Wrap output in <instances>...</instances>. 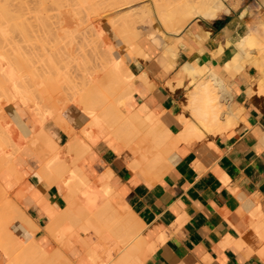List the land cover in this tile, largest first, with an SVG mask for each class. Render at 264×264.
<instances>
[{
	"label": "crops",
	"instance_id": "obj_1",
	"mask_svg": "<svg viewBox=\"0 0 264 264\" xmlns=\"http://www.w3.org/2000/svg\"><path fill=\"white\" fill-rule=\"evenodd\" d=\"M220 1L223 7L215 17H195L175 36L178 54L168 74L155 58L132 63L133 73L137 77L145 75L147 81L133 82L129 111L141 108L155 116L162 114L158 118L163 127L178 135L182 129L179 117L192 118L186 105L192 91V86L186 85L191 78L185 75L183 85L173 92L164 84L175 82L176 71L190 62L191 70L197 65L210 68L221 85V107L230 113L233 126L214 136L208 133L177 143L169 155L171 163L157 179H147L133 169L132 153L115 151L105 138L90 144L89 151L77 162L87 180L78 190V204L85 206L80 193H89L98 210L102 209L98 205L105 207L106 201L111 210H130L133 224L140 228L134 238L141 243L136 254L139 264H264V53L257 56L253 49L250 61L241 56L238 71L224 69L233 58L234 45L244 35L256 31V36H264V0ZM257 41L261 43L257 47L263 48L264 41ZM62 132L51 133L60 149L70 141ZM72 157L69 155L66 161ZM40 168L37 156L24 157L20 169L26 176L8 191L24 194L17 205L37 228L30 239L52 252L56 245L44 233L49 217L43 206L62 212L67 207L68 189L63 181L49 184L41 179ZM2 176L3 182L9 179ZM76 232L90 246L96 244L93 233ZM121 249H117V256ZM63 253L74 262L85 256L78 247L75 254Z\"/></svg>",
	"mask_w": 264,
	"mask_h": 264
},
{
	"label": "bare ground",
	"instance_id": "obj_2",
	"mask_svg": "<svg viewBox=\"0 0 264 264\" xmlns=\"http://www.w3.org/2000/svg\"><path fill=\"white\" fill-rule=\"evenodd\" d=\"M10 1L11 0H0V26L7 28V29L9 28L11 31L15 32V33L13 32V34H15V35L12 34L11 43L13 42V39H14V41L17 43V45L24 47L21 49H23L24 51H27L28 53H30L32 55L31 58H33V56H37L38 54H40L39 55V57L41 56L40 59L39 58L36 59V57H34V59L40 60V62L42 59H44V60L47 59V63H46V60L42 61V62H44V63H41V64H44L43 67L40 63L38 65L39 61H36L37 65L39 67H37V65L35 67V64H36L35 63V64H33L32 68H31V64H29V66L32 70L31 71L30 68H28V67H26L27 69H23L21 67L24 65L22 63H24V61L28 58V56L25 55V56H27V58L24 57L25 60L20 58V60H22V62H19L18 64L19 65L22 64V65L19 67L17 66L18 69H20V70H18V73H20V74L16 73L17 70H16V72L14 71L16 73V75L17 74H18V76L20 75L19 77L18 76L14 77V79H16V78L18 79V80L16 79L19 83V87L17 86L18 84L16 85L17 89L21 88L22 91L25 93V95H27L28 93L31 94V92H32L33 95L31 94V96H32V97L30 96L31 99H34V95L36 93H38L39 96L42 93L43 97L46 96L47 94L49 95V96H46V98H48V100H46V98H43V100H45V101H43L42 98L40 97L41 100L40 99L39 100L42 102V104L39 101H37V102L35 101L37 103V105L39 103L41 105H43V103L47 102V104H45V109L48 106L47 108L52 112L51 114L49 113L50 116L44 114V116L46 118H42L41 114H39V116H41L40 119L38 116L36 117L38 123H40V126L38 127L39 128V130H38L39 135L38 136H40L47 144H49L50 151H51V155H50L51 158L50 157L49 158L51 160L58 159L55 162V164H57L58 167H62V168L64 167L66 169L67 178H69V179L66 180L67 182L64 179H63V181H64V183L70 184L68 187H70L71 189H72L71 186H74L75 187L74 191L76 193L79 192V191L77 192V190H76V189H78L76 187V184H77L76 181L77 180L76 179L73 180L72 178L68 177L69 176L68 173L70 171L69 167L74 168V170L72 169V171L76 170L77 162L89 151L90 144H93L96 141H98V139L102 138L101 137L102 133H106V135L104 136V138H105L104 140H106L108 142V144L115 151H117V152L129 151L128 152L129 154L132 153L133 158H135L134 164L132 166L133 169L141 171L143 173V175L146 176L145 178H147V179L148 178L149 179H155V178L157 179L163 173H165L164 171H166L165 170L166 167L171 163V160H169V155L177 143L182 142V141L188 142L187 140L192 139V138H201L205 134H208V133L213 134V136H214V135L221 133L222 131H225V130H227L233 126L232 124H234V122H232V117H231L230 113L227 111L224 112L222 107H221L222 104H220V98L222 96V95H220L221 85L219 84V82L216 81L215 76L209 70L210 68L205 67L204 65L203 66L197 65L196 67H194L193 70H191L192 64H190V62L185 63L182 65V67H180V69L178 71H176V73L173 77L175 79V82L169 81V82H165V84H164V87L166 85L171 90V92H173V90L175 88L177 89V87L183 85V80L185 78V75L190 76V78H191L190 83H188L186 85V88H188V86H192V91L188 92V97H187L188 101L186 100V103H187L186 105H187V108L190 110V117H192V118L187 119V118H184L182 116L179 117V119L177 121L180 122L182 129H181L180 133H177L178 135H175V136L172 135L171 132L168 129H166L165 127H163L164 125L161 124L158 117H160V115H162V114H159V116H157V115L155 116L154 114L147 112L146 110L141 109V108L136 110V111H132V112L129 111V106L131 105V103H133L132 94H133L134 88H133L132 82L134 81L135 77H137L133 73V69L126 68L125 69L126 76H124V74H123L124 69L120 68V69L114 70V65H112L111 68L103 67V69H102L103 71L101 70L100 67L97 69L96 68L93 69L91 67L92 69L91 68L89 69V71H90L89 73L88 72L83 73V70H82L81 75H80L79 74L80 70H79L78 71L79 73L78 72L75 73L74 77L72 76L73 75L72 72L70 73L72 75H69V73H68V78H67V73H66V76L64 77L65 73L63 74V72H61V71H64L65 69L61 68V66L57 65V63H56L57 66H59L61 69H64V70L60 69V71H59V68H57L55 63L52 62L53 60H51L53 58V54H52L53 52H51L52 51L51 48L54 47L53 46L54 42L52 45L49 44V42H51V39H52V38H49L50 36L51 37L53 36V38H54V36L57 37L58 42L57 41L56 42L58 44L60 43L59 41L61 40V39H59L61 34L55 32L54 26H52V24H51L52 23L51 20H53V17L56 18L54 16V14H52V13L54 11L58 12L59 9L56 7L59 6V3L61 0H13L12 2H10ZM14 1H16V6L13 3ZM153 1H155V0H153ZM157 1H160V0H157ZM63 2H64V0H63ZM138 2H140V1L138 0ZM10 3H13V5H11L12 7L10 6ZM83 3H85V1H83ZM172 3L167 5L168 6L167 8L161 9V11H158V14H155V15H159L158 18H160V20H161V22H159V23H162L163 26L161 24L160 25H161V27L164 28V32H161L162 30L160 31L159 28L157 27L156 18H154L152 12L149 9H147L149 6L148 7L145 6L147 8H145L142 5L139 6L137 4V0H115V1L114 0H107V1L105 0V2L103 1V3H102V4H104V6L101 7L102 10L100 9V7H99V10H101L102 11L101 13H104V14H108L109 12H113V11L114 12L128 11V14L126 16H124V18L122 17L121 19L123 20V19L129 18L130 20H128L129 21L128 24H130V26L134 30H136V32H137V34L134 37L135 45H134V47L131 46V51H132L133 55L135 57H137L139 60H146V59L155 58V61L157 62L158 66L165 73L168 74L174 68L175 64L173 61L176 57V54H178L177 53V46L175 45V36L178 33H180L183 30V28L193 18H195V17H203L204 19L213 18L216 16V14L219 11H221V9L223 7L220 0H175V2L173 1ZM74 5L76 6V4H74ZM74 5H73V7H74ZM154 5H155V7L152 5L153 9L155 8L154 12H157L159 6L157 7V10H156L157 4L154 3ZM12 8L13 9L16 8V10H12ZM71 8H72V6L70 7V9ZM74 8H76V7H74ZM70 12H69V14L65 13L66 17H65V19H63V21L66 22V24L64 23L66 27H67V25L69 26V24H72L70 16L67 17V15H70ZM74 14H75V12H74ZM59 16H58V18L61 19L62 15H61V17H59ZM75 18L77 19V16ZM57 19H56V21H57ZM60 19L58 20V23L62 22V20L60 21ZM160 20L158 19V21H160ZM125 23H127V22H125ZM57 24H55L56 30L58 29ZM62 24L63 23H61V26H63ZM49 25L54 30L52 28H50ZM53 25H54V22H53ZM59 25H58V27H59ZM126 26H127V24H126ZM66 27H64V28H66ZM63 29H61V32ZM58 30L60 31V28ZM64 30H63V33L64 32L66 33L67 31H64ZM66 30H68V27ZM90 30H93V28H90L89 32H90ZM86 32H88V31H86ZM117 32H119V31H117ZM56 33L58 34V36L60 34V36L58 37L56 35ZM68 33H69V30H68ZM94 33H95V31H94ZM259 33H261V32H258V34ZM6 34H8V33H6ZM263 34H264V32H263ZM263 34H261V35H263ZM85 35H86L85 32L80 31L79 29H75V31H73L72 35L70 32L67 37L65 35L64 36L68 39L69 45H70V44H72V42L76 38H77V40L79 39V42H77V44L80 43V41H81V43H83L82 40H80V39L82 38L83 40H85L84 39V38H86ZM238 35H239V33H238ZM253 35L256 36V31H255V34L254 33L252 34V32L249 31L246 35L243 36V38L241 40H239L234 45L233 50L235 51V53L233 55L231 62L226 63L224 65L225 71H228L231 73H235L236 71H238V68L242 64L241 63V60H242L241 56L242 55L244 56L243 60H249L250 61V59H252L251 54H252L253 49L255 50L253 52H255V54L257 56H258V52L259 53L262 52V54L264 53V51H263L264 45H263V48L257 47L261 44L260 42L264 41V38H263L264 36L257 35L256 38L254 39ZM45 36H46V39H43ZM98 36H100V34ZM117 36L119 38L126 39L127 33H125V30H124V32H122L121 35L117 34ZM260 37H261V39L263 38V40H261ZM66 38H65V41H66ZM63 39H64V37H63ZM256 39L260 40L259 41L260 44H258V41ZM44 40H46L48 43L39 44L40 42H42ZM76 41H74V44H72V46L76 45L75 44ZM56 42H55V44H56ZM152 42H154V43H152ZM62 43L64 44V41L61 42V44ZM15 44H14V46H15ZM42 44L45 45L46 48ZM58 44H56L55 46H57ZM262 44H264V43L262 42ZM41 45L43 46V48L41 47ZM88 45H90V44H88ZM37 46L39 48L41 47L42 49H40V50H42L43 52L46 53L44 55V56H46V58H43L44 57L43 52L41 54L40 50H39L40 52L35 51V50L39 49ZM57 47H56V49L54 47V49H53L54 53L60 52V51H57V50H60V49H57ZM62 47L65 48L63 45L60 48H62ZM76 47L78 48V45L75 46L74 50L72 48H71L72 50L71 49L69 50L66 47L67 50H65V56L67 58L68 57L69 58H75L74 56H78V54H80V53H77V52L78 51L81 52L82 48H81V50H80V48L78 50V49H76ZM79 47H81V46H79ZM260 47H262V45ZM21 49H19V50H21ZM258 49L259 50L261 49V50L258 51ZM15 50L18 51L17 48ZM84 50H82V51L84 52ZM94 50H96V49H94ZM33 51L36 52L37 55H35V53ZM63 51H61V52H63ZM86 51L87 50H85L84 53H87L91 50H89L87 52ZM61 52H60V55H62ZM83 52H81V56L83 55L82 54ZM92 52H94V51L92 50ZM58 53L55 54L57 56H55V55L54 56L55 57L60 56V55H58ZM90 54L91 53H89L87 55H90ZM260 54H259V56H260ZM14 55H15V53H14ZM85 55H84V58H85ZM14 57L19 59L20 56L19 57L14 56ZM21 57H23V55ZM50 57H52V58H50ZM64 57L62 56V58H64ZM253 57H254V55H253ZM31 58H28V59L32 60ZM254 58H256V57H254ZM17 59H15V60H17ZM82 59H83V57H82ZM8 60H10V58H8ZM20 60H18V61H20ZM30 60H28V61L30 62ZM58 60H59V58H58ZM60 60H61V58H60ZM25 62H27V61H25ZM54 62H56V61H54ZM62 62H59V64H61ZM75 62H76V60H75ZM67 63H66V65H67ZM47 64H49L48 65L49 67L47 66ZM26 65L28 66V64H26ZM66 65H65V67H66ZM45 66H47L48 68L46 67L44 69ZM62 67H64V65H62ZM76 68L78 70V67H76ZM69 69H71V68H69ZM98 69H100L101 71ZM38 70L40 72H39V74H36L38 72ZM66 70H67V68H66ZM87 70H85V71H87ZM92 70H94V71H92ZM95 70H98V72L97 71L95 72ZM99 71L102 73H100ZM14 72H13V74H14ZM26 72L29 74V76ZM115 72H117L118 74ZM149 72H151V71H149ZM25 73L27 74V76H25L26 75ZM23 74H24V76H23ZM77 74L80 75V79L77 78V76H78ZM12 76H14V75H12ZM60 76H63L64 79L67 78V80L61 79ZM75 76H76V78H75ZM59 78L61 79V81L63 80V82L66 81L69 83V85L65 82L62 83V84H66V85H63L65 87V88H63V90H61V88L60 89L58 88V87H62V85L59 84V83H61ZM137 78L141 79L145 82L147 81L145 75L139 76ZM1 79H2V77H1ZM56 79L60 82L58 83ZM75 79L78 81L81 80V82L76 81L77 84H79V87H74L76 85V82L74 83ZM198 79H200V81L195 83ZM6 80H7V77H6ZM188 80H190V79H188ZM55 82L58 83L59 85L55 86V85H57ZM0 84H2V83L0 82ZM0 87H1V85H0ZM55 87H57V88H55ZM51 88L57 89L56 91L58 93L55 91V94L57 93L58 96H57V94H56V97L54 96L55 94L53 96H52V94H50V92L47 89H51ZM73 88H75V89H73ZM78 88H80V89H78ZM3 89L4 88H2V90ZM21 89H18V90L21 91ZM55 89H53L52 91L54 92ZM77 89H78V91H77ZM71 90H72V93H71ZM74 90H75V92H73ZM68 91L70 94L68 93ZM3 92H4V90H3ZM63 92H66V96H68V94H69V98L68 97L64 98L63 96H62L63 97L62 98L61 95ZM3 94L5 95V93H3ZM38 94L36 95L37 97H38ZM19 95H17L19 97V98L17 97L18 100L21 97ZM21 99L20 100L22 102L21 101L20 102L22 104H24V103L29 104V102L30 103L32 102L31 100H29L28 96H25L23 98L21 97ZM35 102L33 101L32 104H35ZM67 102L71 103L70 105L72 107L70 109H67V106L69 105ZM114 103H116V107H117V110H116L117 111L116 112L117 117H114L113 114H110V112L113 110ZM9 104H12V103H9ZM39 108L42 109V107H39ZM40 109L38 110L39 112H40ZM43 111L44 110L42 109L41 112H43ZM223 115L226 116L225 117V119H226L225 120L226 121L225 126H223L224 125L223 124L224 123ZM176 117H177V115H176ZM39 120H42V122H40ZM67 127H70L71 130L74 132L79 131L78 132L79 136L77 137V136L73 135L75 137V138L72 137L74 139V141L72 140V138H70V141L68 142V144L65 143L66 146L63 149L62 148L60 149L59 146L57 145L55 139L53 138V135H51V133L57 134L59 130H62L63 131L62 133L65 132L67 135H70V133L72 131L68 132L70 128L67 131ZM64 136H66V135H64ZM70 136H68V137H70ZM146 136L149 137L148 138L149 141L147 138L146 139L144 138ZM83 137L87 138L90 141L89 145L86 143L80 142V139ZM71 140L73 142H71ZM119 140H123V144H124L123 146L118 143ZM146 142L147 143L150 142V144H151L150 151L146 150L147 148L145 146H144L145 150H143V151L141 150V148H142V147H140L141 144H144V143L146 144ZM211 146H213V145L211 144ZM147 147H149V146H147ZM207 147H209V145ZM215 150H213V151L215 152ZM69 155L73 156L69 162L70 165H68L67 161H65L66 157H68ZM109 172L107 171V173H109ZM137 173H138V171H137ZM78 175L80 178H82V181H79V182H81L83 184L85 179H84L82 173L81 174L78 173ZM109 176L110 175H108V177ZM103 184H105V183H103ZM65 185H67V184H65ZM77 186H78V184H77ZM80 186L82 187V185H80ZM84 186H85V184H84ZM101 186H103V185H101ZM64 187H66V186H64ZM75 192L72 193V195L76 194ZM102 192L103 191H101V193ZM108 193H109V190L107 188H105L104 194L108 195ZM105 197H107V196H104V198ZM70 198H72V197H70ZM104 198L102 197L103 200H104ZM102 199H101V202H103ZM70 200H69V202H70ZM1 202L4 205H7V202L4 201L3 198L0 199V204H1ZM106 202H103V203H105V205H104L105 207H101V205H98L100 208H102L101 210L100 209L99 210L94 209L92 205H90V207L86 206V208H83L81 206L80 209H78L79 208L78 206H80V205L75 206V204L72 203L73 205L71 206V208H74V209L76 208L80 214L84 215V218L82 219V223L80 221H78V222L73 221V222H75V224L77 223V225L74 224L75 227L77 229L81 227L80 230L82 232H84V234L85 233H93L97 237V242L93 246H90L86 240L81 239L77 233L76 234L74 233L72 235L70 234L67 237V243L64 245L65 249H67L66 252L70 251V253L75 254L76 247L80 248L84 252L83 254H85L84 258H82L80 261H78V262L71 261L65 255V253L63 255V251L61 252V250H59V251L54 250L53 252H50V253L45 252L32 239H30V237L33 236L32 235L33 233H28V231L26 229L21 228L20 229L21 231H18L19 235H14L13 234V228H2V229H0V251H1L0 255L3 256L2 257L3 263H5V264H139V262H140L139 257H137L136 254L138 255V251H139V247H140L141 243L139 240L137 241V243H133V242L130 243V240L133 239V235H135V234L137 235L138 230L140 229L138 226L139 225L138 222H137L138 225L136 224L137 226H135V224L131 223L132 218L130 216L131 215L129 212L130 210L127 211L125 208H122V207H120L118 209L112 208L113 210H111L110 209L111 205L109 208L108 207L109 203L108 202L106 203ZM82 205H83V203H82ZM104 211H105V213H101ZM94 212H96V213L94 214ZM99 213H100V215H99ZM103 214H107V215H104V217L102 216L104 218L105 222H108L106 220L109 219V222L106 223L107 224L106 226L103 225L105 222H103L104 221L103 218L100 217ZM89 215H93L96 220L94 219V221H93L92 218H89L90 217ZM96 215L99 216V218L102 220V222H100L101 221L100 219L96 218ZM105 217H106V219H105ZM129 217L131 218V221H128ZM62 220L63 219H60V220L53 219L52 221H50L47 224V226L44 228V231H45L44 233L47 235V237L54 240L58 236V234H59L58 227H60L59 223L60 222L62 223ZM97 220L100 223L99 222L96 223ZM134 220H136V219H134ZM113 221L115 222V225L117 223L120 226V232H118L119 229L117 227H115V231H117L118 233L114 231L115 234L117 233L116 237L112 236L113 238L117 239L114 242L110 241V239H108V237L111 236V235H109V236L107 235L108 232L102 233L104 230L109 231V232L111 231L109 234H111L113 232L114 229L109 230V227H111V225H112V228L114 226L112 223ZM71 222L70 223L68 222V224L71 225ZM134 222H136V221H134ZM78 223H80L81 225L79 224V226H78ZM109 223H111V225H109ZM96 224H98V225L96 226ZM99 225H101V227L102 226L104 227L103 228L104 230L101 231V235H100V230H99L100 226ZM263 225H264V223H263ZM63 226H65V225H63ZM66 226H67V224H66ZM72 226H73V224H72ZM260 227H262V225ZM116 228H117V230H116ZM262 228H264V226ZM73 229H75V228H73ZM253 230L252 231L250 230V232L252 233ZM258 230H259V228H258ZM262 230H264V229H262ZM10 231H12L11 234H9ZM71 231H72V229H71ZM260 231H261V229H260ZM57 232H58V234H57ZM65 232H69V231L65 230ZM114 232L112 233V235L114 234ZM16 233H17V231H16ZM64 233L62 234V236L64 235ZM69 233H66V234H69ZM253 233H252V235H253ZM259 233H261V232H259ZM12 234L14 237L12 236ZM102 234L103 235L106 234V235L103 236ZM62 236L61 237L59 236V238L57 237L58 240H56L57 239L56 238L55 239L56 242L58 241V243H59V240L61 242L62 238L64 237V236L63 237ZM122 236L124 239L123 238L121 239ZM134 237H136V236H134ZM26 243H27V245H26ZM111 243L115 244V245L112 246ZM28 245H32L31 248L33 251L28 250V248H27ZM22 247H23V249H22ZM119 247L122 249H121L120 255L117 256L116 252H117V249ZM26 248L28 251L26 250ZM20 249H22V250H20Z\"/></svg>",
	"mask_w": 264,
	"mask_h": 264
},
{
	"label": "rangeland",
	"instance_id": "obj_3",
	"mask_svg": "<svg viewBox=\"0 0 264 264\" xmlns=\"http://www.w3.org/2000/svg\"><path fill=\"white\" fill-rule=\"evenodd\" d=\"M13 0H11L10 2H12ZM62 1V2H61ZM60 1V3H59V6L58 7H56V8H58L59 10H58V12L57 11H54L52 14H54V16L56 17V18H54L53 17V20H51V24H52V26H54V29H55V32H57V33H60L61 34V36H60V34H59V36H58V34L56 33V35L59 37V39H61L59 42V44L57 43L58 42V38L57 37H55L54 36V38H53V36L51 37H49V38H52L51 39V42H49V44H53V42H54V47H55V49H56V47H57V49H60V50H57V51H63V52H61V54L62 55H60V52L58 53V55H60V56H58V57H55V56H57V55H55V54H57V53H54V51H53V49H54V47H52L51 48V52H53L52 54H53V58L52 57H50V58H52L51 60H53L52 62L53 63H55V65H56V63H57V65H59V66H61V68H64V69H61L59 66H57V68H59V71H60V69L61 70H64V71H61V72H63V74L65 73V75H64V77L66 76V73H67V78H68V73H69V75H72L73 77H74V75H75V73H77L79 70V74L81 75V71L83 70V73L84 72H90L89 71V69L92 67L93 69L94 68H101V70L103 69V67H105V68H111V66L112 65H114V70L116 69H120V68H122V69H124V76H126V72H125V69L126 68H128V69H132V63L133 62H135V61H137V60H139L137 57H135L134 55H133V53H132V51H131V46L132 47H134V45H135V39H134V37H135V35L137 34V32H136V30H134L131 26H130V24H128L129 23V21L128 20H130L129 18L126 20V19H121L122 17L124 18V16H126L127 14H128V11H119V12H109L108 14H104V13H101L102 11V8L101 7H103L104 6V4H102L103 3V1L105 2V0H64V2H63V0H61ZM83 1H85V3H83ZM107 1V0H106ZM115 1V0H114ZM140 2H138V0H137V4L139 5V6H149L148 8L147 7H145V8H147V9H149L151 12H152V14H153V16H154V18H156V21H157V27L159 28V30L161 31V32H164V28L163 27H161V25H162V23H159V22H161V20H160V18H158V16L159 15H155V14H158V11H161V9H165V8H167L168 6L167 5H169L170 3H172L173 1L175 2V0H160V1H157V0H155V1H153V0H139ZM142 1V2H141ZM157 1V2H156ZM74 2V3H73ZM87 2V3H86ZM14 4H15V6H16V1H14L13 2ZM13 3H10V6L11 5H13ZM69 3V4H68ZM141 3V4H140ZM153 3V4H152ZM154 3L155 4H157V6H156V10H157V7H158V10H157V12H154L155 11V8L153 9V6L155 7V5H154ZM74 4H76V6L74 5ZM79 4V5H78ZM91 4V5H90ZM173 4V3H172ZM69 5V6H68ZM73 5H74V7H76V8H74L73 7ZM84 5V6H83ZM94 5V6H93ZM153 5V6H152ZM14 6V7H15ZM72 6V8L70 9V7ZM12 7V6H11ZM78 7V8H77ZM81 7V8H80ZM99 7H100V9L101 10H99ZM93 9V10H92ZM152 9V10H151ZM160 9V10H159ZM12 10H16V8L15 9H13L12 8ZM71 11V12H70ZM69 12H70V15H67V17H69L70 16V18H71V22H72V24H69V26L67 25V27H68V30H69V33L71 32V35H72V33H73V31H75V29H79L80 31H83V32H85V36H86V38H84L85 40H83L82 38L80 39V40H82V42L83 43H81V41H80V43H78L77 44V42H79V39L77 40V38L74 40V41H76V45H78V48L76 47V49H78L79 50V48H80V50H81V48H82V50H87V51H89V50H91V51H89V52H87V53H84L85 52V50H84V52L81 50V52H83L82 54V56H81V52H77V53H80V54H78V56H74L75 58H67L66 56H65V50H67L66 49V47L70 50L71 48L74 50L75 49V46L76 45H73L72 46V44H74V41L72 42V44H70L69 45V41H68V39L66 38L68 35H69V33H68V30H66L67 29V27L65 26V24H66V22H64L63 21V19H65V13H67V14H69ZM74 12H75V14H74ZM58 15H57V14ZM56 14V15H55ZM60 15V16H59ZM61 15H62V17H61ZM73 15V16H72ZM77 16V19L75 18L76 16ZM58 16L59 17H61V19L60 18H58ZM64 16V17H63ZM75 19H74V18ZM58 18V19H57ZM73 18V19H72ZM160 20V21H158V19ZM56 19H57V21H56ZM60 19V21L62 20V22H59L58 23V20ZM127 22V23H125V22ZM53 22H54V25H53ZM58 23V24H57ZM61 23H63L62 25L63 26H61ZM65 23V24H64ZM81 23V24H80ZM55 24H57V28L59 29L60 28V31L58 30H56V25ZM60 24V25H59ZM126 24H127V26H126ZM161 24V25H160ZM58 25H59V27H58ZM159 25V26H158ZM61 26V27H60ZM163 26V25H162ZM49 27L50 28H52L50 25H49ZM64 27H66V28H64ZM126 27V28H125ZM130 27V28H129ZM65 30H64V29ZM81 28V29H80ZM90 28H93V30H90V32H89V29ZM163 28V29H162ZM53 29V28H52ZM53 29V30H54ZM61 29H63L64 31H67L66 33L64 32L63 33V30H62V32H61ZM124 30H125V33H127V38L126 39H122V38H119L118 36H117V34L118 35H121V33L122 32H124ZM86 31H88V32H86ZM94 31H95V33H94ZM117 31H119V32H117ZM13 32L14 31H11L9 28L7 29V28H4V27H1L0 26V82L2 83V84H0L1 85V87H0V199L1 198H3V200L4 201H6L7 202V205H4L2 202H1V204H0V229H2V228H13V234L14 235H19V232L18 231H21L20 229L22 228V229H26L27 231H28V233H34L35 232V230L37 229L36 227H35V225L33 224V222L25 215V213L23 212V210L20 208V207H18V205H17V201L20 199V198H22L23 197V193H20V195L17 193V194H13V193H11L10 191H8L9 189H11L12 187H13V185H18L19 183H20V181L21 180H23V178L26 176L25 175V173L23 172V171H21V169H20V165H21V163H22V160H23V158L24 157H27V156H33V155H35V156H37L39 159H40V165H41V168H40V170H39V172H38V174H39V177L42 179H45L49 184H54V183H56V182H59V181H63V179L66 181V180H68L69 178H67V174H66V169L63 167H58L57 166V164H55V162L58 160V159H54V160H51L50 158H51V151H50V146H49V144H47L40 136H38L39 135V126H40V123H38V121H37V116L39 117V119H40V117L42 116V118H46L45 116H44V114H46V115H49V113L51 114L52 112L46 107V109H45V104H47V102H45V103H43V105H41L42 104V102L40 101L41 100V98H42V100H43V98H46V96H49L48 94L46 95V96H44L43 97V94L41 93V95L39 96V94L38 93H34L35 95H34V99H31V94H32V92H31V94H27V95H25V93L22 91V89L21 88H18V89H21V91H19L18 89H17V86L19 87V83H18V79L16 80V79H14V77H17L18 76V74H20V73H18V70H20V69H18V67L19 66H21L22 64H24L23 66H21L23 69H27L26 67H28V68H30V66H29V64H31V68H32V66H33V64H35L36 63V61H39L38 62V65H39V63L41 64V63H44V62H42V61H45L46 60V63H47V59H42L41 60V62H40V60H36L37 58H39L40 59V57H39V55L40 54H36V52H34L35 53V55H37V56H33V58H31L32 57V55L30 54V53H28L27 51H24L23 49H21V48H24V47H22V46H20V45H17V43L14 41V39H13V42L11 43V37H12V34H13ZM54 32V31H53ZM97 32V33H96ZM6 33H8V34H6ZM15 33V32H14ZM63 33V34H62ZM82 33V32H81ZM129 33V34H128ZM68 34V35H67ZM100 34V36H98ZM13 35H15V34H13ZM46 35V34H45ZM66 37H65V36ZM47 36V35H46ZM46 36L43 38V39H46ZM63 37H64V39H63ZM65 38H66V41H65ZM57 39V40H56ZM63 39V40H62ZM96 39V40H95ZM54 40V41H53ZM92 40V41H91ZM96 42H95V41ZM45 41V42H44ZM44 41H42V42H40L39 44H41V43H48L46 40H44ZM57 41V42H56ZM64 41V44L62 43L61 44V42H63ZM55 42H56V44H58L57 46H55L56 44H55ZM16 43V44H15ZM152 43H154V42H152ZM14 44H15V46H14ZM42 44V45H43ZM81 44V45H80ZM88 44H90V45H88ZM95 44V45H94ZM41 45V47L43 48V46H45V45H43L42 46ZM64 46L65 48H60L61 46ZM68 45V46H67ZM79 46H81V47H79ZM83 46V47H82ZM95 46V47H94ZM38 47V46H37ZM39 48V49H37V50H35V51H39L40 49H42V48ZM18 49V51L17 50H15V49ZM45 48H46V46H45ZM19 49H21V50H19ZM62 49V50H61ZM71 49V50H72ZM94 49H96V50H94ZM15 50V51H14ZM92 50L94 51V52H92ZM20 51V52H19ZM41 51V54H42V50H40ZM39 51V52H40ZM56 51V50H55ZM17 52V53H16ZM24 52V53H23ZM32 52V53H33ZM14 53H15V55H14ZM21 55H20V54ZM28 53V54H27ZM89 53H91L90 55H87V54H89ZM19 54V55H18ZM46 53L45 52H43V56L45 55ZM86 54V55H85ZM23 55V57H21ZM25 55H27L28 56V58H31L32 60H30V59H28L27 58V56H25ZM31 55V56H30ZM55 55V56H54ZM80 55V56H79ZM84 55H85V58H84ZM14 56H17V57H19V59H17L16 57H14ZM42 56V57H43ZM52 56V55H51ZM62 56L64 57V58H62ZM87 56V57H86ZM10 58V60H8V58ZM24 57L25 58H27L26 60L24 59ZM34 57H36V59H34ZM78 57V58H77ZM82 57H83V59H82ZM14 58V59H13ZM20 58L21 59H24L25 61H27V62H25L24 61V63H22V64H18L19 62H22V60H20ZM43 58H46V56H44ZM58 58H59V60H60V58H61V60L59 61L58 60ZM15 59H17V60H15ZM67 59V60H66ZM76 60V62H75V60ZM80 59V60H79ZM82 59V60H81ZM18 60H20V61H18ZM28 60H30V62L28 61ZM15 61V62H14ZM18 61V62H17ZM54 61H56V62H54ZM63 61V62H62ZM70 61V62H69ZM74 61V62H73ZM79 61V62H78ZM29 62V63H28ZM59 62H62L61 64H59ZM68 62V63H67ZM72 62V63H71ZM28 64V66L26 65V64ZM45 63V64H46ZM66 63H67V65H66ZM74 63V64H73ZM73 64V65H72ZM16 65V66H15ZM36 65H37V63L35 64V67H36ZM37 65V67H39ZM42 65V67H43V65L44 64H41ZM49 64H47V66H48ZM62 65H64V67H62ZM65 65H66V67H65ZM69 65V66H68ZM18 66V67H17ZM47 66H45L44 67V69L47 67ZM68 66V67H67ZM15 67V68H14ZM20 67V68H21ZM49 67V66H48ZM47 67V68H48ZM76 67H78V70H77V68ZM31 68H30V70H31ZM66 68H67V70H66ZM69 68H71V69H69ZM91 68V69H92ZM88 69V70H87ZM5 70V71H4ZM16 70H17V72H16ZM69 70V71H68ZM71 70V71H70ZM85 70H87V71H85ZM98 70H100V69H98ZM98 70H95V72L97 71L98 72ZM100 70V71H101ZM18 73L17 75H16V73ZM32 71V70H31ZM68 71V72H67ZM76 71V72H75ZM92 71H94V70H92ZM99 71V72H100ZM103 71V70H102ZM13 72H14V74H13ZM39 70H38V72L36 73V74H39ZM60 72V73H61ZM72 72V74H70ZM8 75H7V74ZM27 73V72H26ZM25 73V74H26ZM85 73V74H86ZM100 73H102V72H100ZM115 73H117V72H115ZM28 74V73H27ZM27 74L25 75V76H27ZM41 74V73H40ZM62 74V75H63ZM79 74H77L78 76H77V78H79L80 79V75ZM118 74V73H117ZM7 75V76H6ZM12 75H14V76H12ZM10 76V77H9ZM20 76V75H19ZM18 76V77H19ZM23 76H24V74H23ZM28 76H29V74H28ZM56 76V75H55ZM136 76V75H135ZM1 77H2V79H1ZM4 77V78H3ZM6 77H7V80H6ZM64 77L63 76H60V78L61 79H64ZM70 77V76H69ZM59 78V80L61 81V79ZM67 78L66 79H64V80H67ZM75 78H76V76H75ZM14 79V80H13ZM20 79V78H19ZM136 79H138L137 77H135V79H134V81L136 80ZM10 80V81H9ZM16 80V81H15ZM57 80V79H56ZM60 81H58L57 80V82L59 83ZM76 81H78V80H76L75 79V81H74V83L76 82ZM133 81V82H134ZM4 82V83H3ZM9 82V83H8ZM54 82V81H53ZM65 83H67L68 85H69V83L68 82H66V81H64ZM63 82V80L61 81V83H59L60 85H62V87H58L59 89L61 88V90H63V88H65L63 85H66V84H62V83H64ZM78 82H81V80H79ZM133 82H132V85H133ZM169 82V81H168ZM8 83V84H7ZM15 83V84H14ZM56 83V82H55ZM58 83H56L57 85H55V86H58L59 84ZM6 86H5V85ZM18 84V85H17ZM81 84V83H80ZM5 87H4V86ZM17 85V86H16ZM75 85V84H74ZM78 85V86H77ZM8 86V87H7ZM11 86V87H10ZM7 87V88H6ZM10 87V88H9ZM16 87V88H15ZM74 87H79V84H77V82H76V85L74 86ZM2 88H4L3 90H4V92H3V90H2ZM55 88H57V87H55ZM55 88H51V89H47L49 92H50V94H52V96L55 94V91L57 90V89H55ZM53 89H55L54 90V92L52 91ZM73 89H75V88H73ZM78 89H80V88H78ZM78 89H77V91H78ZM53 92H51V91ZM6 91V92H5ZM8 91V92H7ZM47 91V92H48ZM19 92V93H18ZM57 92V91H56ZM73 92H75V90L73 91ZM3 93H5V95L3 94ZM18 93V94H17ZM22 93V94H21ZM58 93V92H57ZM56 93V94H57ZM60 93V92H59ZM68 93H69V91H68ZM71 93H72V90H71ZM77 93V92H76ZM19 95V96H21L22 98L23 97H25V96H28L29 97V100H31L32 102L30 103L29 102V104H22L21 102V97H20V99L18 100V96L17 95ZM38 94V97L36 96ZM56 94L54 95L55 97H56ZM64 94V95H63ZM70 94V93H69ZM69 94H68V96H66V92H63L62 93V95H61V97L63 96L64 98H66V97H68L69 98ZM25 95V96H24ZM33 95V94H32ZM31 96V97H30ZM57 96H58V94H57ZM9 97V98H8ZM18 97V98H17ZM41 97V98H40ZM62 97V98H63ZM8 98V99H7ZM17 98V99H16ZM50 98V97H49ZM40 99V100H39ZM17 100V101H16ZM46 100H48V98H46ZM10 101V102H9ZM21 101V102H20ZM33 101L35 102H37V101H39L38 103V105H37V103L35 102V104H32L33 103ZM43 101H45V100H43ZM9 103H12V104H9ZM69 105L67 106V109H70L72 106L70 105L71 103L70 102H67ZM39 107H42V109L44 110L43 112H41L42 111V109H40ZM40 109V112L38 111L39 109ZM117 110V107H116V103H114V107H113V110L110 112V114H113V116L114 117H117V114H116V111ZM36 112V113H35ZM39 114H41V116H39ZM50 116V115H49ZM44 120V119H43ZM40 122H42V120H39ZM37 122V123H36ZM70 126V125H69ZM70 127H67V131H68V129H69ZM72 130H71V128L69 129V131L68 132H71ZM67 132V133H68ZM74 134H73V133ZM71 133H70V135H68V136H70V138H72V137H74V136H79V134H78V132L79 131H72ZM69 134V133H68ZM74 135V136H73ZM106 135V133H102L101 134V137L102 138H104V136ZM143 135V134H142ZM75 138V137H74ZM145 139L147 138H149V137H144ZM78 139V138H77ZM72 140L74 141V139L72 138ZM71 140V142H73ZM76 140V139H75ZM148 141H149V139H148ZM80 142H83V143H86V144H88L89 145V140L87 139V138H85V137H83V138H81L80 139ZM118 143L120 144V145H124L123 144V140H119L118 141ZM147 148L146 150H149L150 151V149H151V144H150V142L149 143H147L146 142V144L144 143V144H141V146L140 147H142L141 148V150L143 151V150H145V147ZM147 146H149V147H147ZM50 157V158H49ZM66 161V160H65ZM70 162V161H69ZM69 162H67V164L68 165H70L69 164ZM77 166V165H76ZM69 169H70V171H69V173H68V177H70V178H72L73 180L74 179H76L77 181V184H78V186H77V184H76V187L78 188V189H76L77 190V192H78V190L80 189V188H82V187H84V184L86 185L87 184V180L85 179V181H84V183L82 184L81 182H79V181H82V178H80L79 177V175H78V173L79 174H81V172H80V170L78 169V167L76 168V170L75 171H72V169L74 170V168H71V167H69ZM71 172V173H70ZM3 175V176H2ZM1 176L4 178H7V177H9V179H7V181H5V182H3L2 181V179H1ZM64 182V181H63ZM67 182V181H66ZM75 182V183H76ZM79 182V183H78ZM64 184H67V185H65L67 188H68V194H67V196H66V202H67V207L62 211V212H59V211H55L54 209H52L51 207H44L43 206V209H44V211L47 213V215H48V217H49V222L50 221H52L53 219H56V220H60V219H63L62 220V223L60 222L59 224V226L60 227H58V232H59V234H58V232H57V234H58V238H59V236L61 237L62 236V234L65 232V230L66 231H69V232H65L64 233V237L62 238V241L60 242V240H59V243H58V241L56 242V240H58V238L55 240H53L54 241V243H55V245H56V248L57 249H55V250H61V252L65 249V247H64V245L67 243V237L71 234H76L77 232H76V230H77V228L75 227V225H77V223L75 224V222L77 221H80L81 223H82V219L84 218V215L83 214H80L79 213V211L75 208H71V206L73 205V204H75V206H77V205H79L78 204V201H77V193L74 191V186H71L72 187V189L70 188V187H68L70 184H68V183H64ZM82 185V187L80 186V185ZM76 193V194H74V195H72V193ZM70 193V194H69ZM80 195L84 198V204H85V206H82L83 208H86V206L87 207H90V205H92L93 206V208L94 209H96L97 210V207H94V205H93V202H92V200L90 199V194L89 193H80ZM70 197H74L73 199L72 198H70ZM71 199V200H70ZM69 200H70V202H69ZM89 200V201H88ZM77 204H76V203ZM73 203V204H72ZM91 206V207H92ZM79 208L78 209H80V207L81 206H78ZM101 210V209H100ZM94 211V210H93ZM92 211V212H93ZM98 212V211H97ZM96 212H94V214H95ZM101 213H105V211L104 212H101ZM98 214V213H97ZM99 215H100V213H99ZM104 215H107V214H103V215H101L100 217H104ZM90 217L89 218H92L93 219V221H94V219H95V217L93 216V215H89ZM102 217V218H103ZM96 218H98V219H100L99 218V216L98 215H96ZM105 219H106V217H105ZM96 220V219H95ZM101 220V219H100ZM103 220H104V218H103ZM27 223H26V222ZM65 221V222H64ZM73 221H75V222H72ZM106 221H108L109 222V219L108 220H106ZM112 221V220H111ZM110 221V222H111ZM128 221H131V218L129 217L128 218ZM22 222V223H21ZM68 222L70 223L71 222V225H69L68 224ZM99 221L97 220V222L96 223H98ZM100 222H102V220L100 221ZM99 222V223H100ZM103 222H105V220L103 221ZM108 222H105L103 225H107L106 223H108ZM113 223V228H112V225H111V223H109V225H111V227H109V230H113V232L115 231V227H117L118 229H119V231L118 232H120V226L116 223V225H115V222L113 221L112 222ZM131 223H133V222H131ZM24 224V225H23ZM62 224V225H61ZM66 224H67V226H66ZM72 224H73V226H72ZM75 224V225H74ZM79 224L80 223H78V226H79ZM102 224V223H101ZM63 225H65V226H63ZM81 225V224H80ZM98 224H96V226H97ZM108 225V226H109ZM77 226V227H78ZM100 226V235H101V231H103L104 229V227L102 226L101 227V225H99ZM107 226V227H108ZM20 227V228H19ZM75 228V229H73V228ZM81 228V227H80ZM80 228H78V230H80ZM112 228V229H111ZM117 228H116V230H117ZM71 229H72V231H71ZM102 229V230H101ZM60 230V231H59ZM108 230V229H107ZM2 231V230H1ZM16 231H17V233H16ZM63 231V232H62ZM108 232V233H107ZM111 232V231H110ZM109 231H106V230H104L102 233H107V235L109 236V235H111V236H109L108 237V239H110V241H115V240H117V239H115V240H113L114 238L113 237H116V235H117V231H115V232H117L116 234H115V232H114V234L112 235V233L111 234H109L110 233ZM12 233V231H10V233L9 234H11ZM61 233V234H60ZM66 233H69V234H66ZM13 234H12V236H13ZM66 234V235H65ZM139 234V231H138V233H137V235ZM103 235V234H102ZM104 235H106V234H104ZM103 235V236H104ZM136 234L135 235H133V239H131L130 240V243H137V241H134V238H136V237H134V236H137ZM113 236V237H112ZM14 237V236H13ZM18 237V236H17ZM107 237V236H106ZM34 242H35V240H33ZM112 242V243H113ZM42 250H44V248L42 247V245H41V243H37V242H35ZM111 243V244H112ZM26 245H27V243H26ZM114 244H112V246H113ZM29 246V247H28ZM27 246V248H28V250L30 251H33L32 250V248H31V246L32 245H28ZM27 248H26V250H27ZM22 249H23V247H22ZM22 249H20V250H22ZM25 250V249H24ZM27 250V251H28ZM67 249H65L64 251H66ZM19 251V250H18ZM45 252H47L46 250H44ZM53 252V251H52ZM50 253V252H49ZM0 254H1V251H0ZM63 255H64V253H63ZM2 257L3 256H1L0 255V264H5V263H3V260H2ZM66 257V256H65Z\"/></svg>",
	"mask_w": 264,
	"mask_h": 264
}]
</instances>
